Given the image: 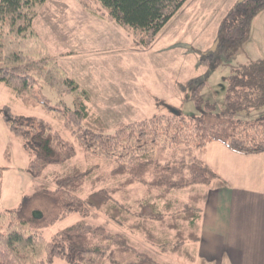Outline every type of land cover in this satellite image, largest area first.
I'll return each mask as SVG.
<instances>
[{"label":"trees","instance_id":"trees-1","mask_svg":"<svg viewBox=\"0 0 264 264\" xmlns=\"http://www.w3.org/2000/svg\"><path fill=\"white\" fill-rule=\"evenodd\" d=\"M46 1L0 0V83L16 97L44 105L73 129L82 153L112 159L116 162L113 175L125 179L126 185H144L146 191L125 209L114 198L119 188L99 189L84 200L75 195L88 174L77 168L61 179L57 174L48 175L46 179L56 180L54 188L40 185L17 207L0 212V264H52L57 260L68 264H176L180 254L186 258L189 245L190 263L181 264H194L203 205L221 184L198 154L213 142L239 155L264 154V60L233 68L221 113L185 117L178 111L158 112L151 118L120 124L110 134L100 119L90 114L88 92L48 56L45 45L35 35L34 21ZM93 1L108 19L148 48L189 0ZM81 3L86 5L87 0ZM263 11L264 0L236 4L219 28L217 49L206 52L200 64L213 70L219 66L221 55L230 57L242 51L251 37L254 20ZM45 88L56 94L55 108L42 95ZM67 96L76 98L73 108L65 103ZM2 119L21 138L31 157L28 171L36 180L44 179L49 166L63 164L77 155L45 121L14 116L8 107L3 109ZM64 185L72 187L65 189ZM184 192H190L189 202L174 212L167 225L173 236L158 237L146 223L165 226L176 204L173 198ZM34 211L42 212L43 218L34 219ZM92 211L108 214L116 224H120L118 219L123 214L143 220L139 225L127 226L129 233L145 236L148 244L169 260L162 263L140 251L125 233H114L83 219L57 232L50 241L42 236L45 218L53 223L70 214L85 218ZM125 216L122 222L127 223ZM178 222L188 223L189 231Z\"/></svg>","mask_w":264,"mask_h":264},{"label":"rangeland","instance_id":"rangeland-1","mask_svg":"<svg viewBox=\"0 0 264 264\" xmlns=\"http://www.w3.org/2000/svg\"><path fill=\"white\" fill-rule=\"evenodd\" d=\"M239 2L240 0H189L148 48L143 47L130 31L108 19L93 0H87L86 5L82 4L81 0H47L34 21V32L41 44L45 45L48 56L59 65L57 58L51 55V49L53 52L60 51L66 49L71 40L91 37L86 33V29L92 26V22L95 26H110L120 32L117 36L112 33H106L104 37L95 34L97 41L103 38L98 43V51H93L90 55L83 54L80 59L85 61L74 60L70 66V69L74 70L72 76L79 77L83 71H88L86 65H91L92 73L88 75V80L92 81L95 87L102 84L103 89L96 88L94 92V88H91L88 92L77 85L90 93V114L99 118L107 133L112 134L120 124L151 118L158 112L178 111L185 117H200L206 112L218 114L224 111L228 79L233 68L246 64L250 58L255 60L260 57L264 60L262 12L252 27L253 39L244 50L230 57L221 55L219 66L213 70L200 64L202 56L209 50L212 51L218 41L219 28L227 12ZM116 40L121 41L118 47L113 46ZM120 47H124L122 52L116 51ZM83 49L77 46L76 51L81 52ZM128 81L133 82L136 87H125L129 84ZM122 90L138 91L142 94L141 102H127V97L120 94ZM147 93H151L153 98L161 99L157 101L160 104L152 102L153 99L147 96ZM42 95L48 99L50 106L55 108L58 101L56 94L45 88ZM75 99L74 96H67L64 101L73 108ZM156 106L158 110H155ZM5 107H8L14 116L49 123L53 130L72 146L77 155L63 164L49 166L41 181L34 179L28 171L31 157L23 147L21 138L14 135L2 119ZM76 168L88 173L81 186H78V191H75V195L83 200L99 189L119 188L114 198L122 207L128 209L141 199L146 191L144 185H126L125 179L113 175L116 162L112 159L82 153L74 138L73 129L44 105L34 99L16 97L9 87L0 83V212L17 207L26 196L35 193L40 185L54 188L57 185L56 180L51 177L46 179L48 175L57 174L61 179ZM69 187L72 186L64 185L65 189H70ZM189 196L190 192H184L173 198L176 204L167 215L165 226L147 222L146 227L153 229L158 237L173 236L174 232H170L167 225L171 222L174 212L182 210L189 202ZM200 203L202 204L201 201ZM124 216L123 214L119 217L120 224L109 219L108 214L99 211H92L85 218L70 214L53 223L45 218L42 236L50 241L57 232L83 219L91 225L104 226L111 232L125 233L140 251L148 253L162 263L168 261V257L148 244L145 236L129 233L127 226L139 225L143 220L125 216L128 219L125 223L122 222ZM177 224L182 229L188 228L186 231H189L188 223ZM189 246L185 251L186 258L180 254L179 258H176V264H181L182 261L190 263L188 254L190 255L192 248ZM52 264L68 263L57 260ZM194 264L200 263L196 260Z\"/></svg>","mask_w":264,"mask_h":264},{"label":"crops","instance_id":"crops-1","mask_svg":"<svg viewBox=\"0 0 264 264\" xmlns=\"http://www.w3.org/2000/svg\"><path fill=\"white\" fill-rule=\"evenodd\" d=\"M261 14L262 12L258 16ZM91 24L92 26L86 29V33L91 37L71 40L66 49L55 52L51 49V55L57 58L64 71L81 88L88 92L94 88L96 92V88L101 90L103 85L95 87V84L88 80L92 73L91 65L88 63V71H83L79 77H73L71 63L74 60L83 62L85 60L80 59V56L98 51V43L103 38L97 41L95 34L104 37L106 33H112L117 36L120 32L110 26H95L93 22ZM252 31L254 33V29ZM251 39L252 35L245 46ZM118 44H121V41L113 42V46L118 47ZM77 46L84 49L77 52ZM123 48H117L116 51L122 52ZM256 60L261 59L250 58L248 62ZM128 82L125 87H136L133 82ZM120 94L127 97V102H141L142 94L136 90H122ZM147 96L151 97L156 105L159 103L157 101H161L159 98H153L151 93H147ZM157 107L155 110H158ZM198 158L217 174L221 184L210 194L202 208L198 223L196 260L200 264H264V154L239 155L220 143L213 142L199 152Z\"/></svg>","mask_w":264,"mask_h":264},{"label":"water","instance_id":"water-1","mask_svg":"<svg viewBox=\"0 0 264 264\" xmlns=\"http://www.w3.org/2000/svg\"><path fill=\"white\" fill-rule=\"evenodd\" d=\"M244 1H246V0H240L239 3H243ZM218 45H219V42L217 41V42L215 43L214 47H213L212 52H214V51L217 49ZM32 215H33V218H34V219H37V220H40V219L43 218V214H42V212H40V211H34Z\"/></svg>","mask_w":264,"mask_h":264}]
</instances>
